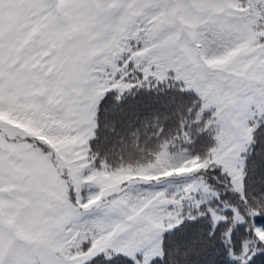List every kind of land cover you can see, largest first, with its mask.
<instances>
[{"label":"snow or ice","instance_id":"snow-or-ice-1","mask_svg":"<svg viewBox=\"0 0 264 264\" xmlns=\"http://www.w3.org/2000/svg\"><path fill=\"white\" fill-rule=\"evenodd\" d=\"M139 89L197 99L107 144ZM262 140L264 0H0V264H264Z\"/></svg>","mask_w":264,"mask_h":264},{"label":"trees","instance_id":"trees-1","mask_svg":"<svg viewBox=\"0 0 264 264\" xmlns=\"http://www.w3.org/2000/svg\"><path fill=\"white\" fill-rule=\"evenodd\" d=\"M113 94H109L112 96ZM197 96L194 92H179L176 90L154 91L148 89L134 90L133 94L128 95L126 99L115 102L109 97L105 98V103L101 105L100 121L101 124L115 125L116 134L111 131L101 130L100 135L107 137V144L117 145L121 142L129 146V150L134 143L144 145L147 138L151 135L149 126L156 122L158 118H162L164 114H168L170 119L166 122L167 130L172 134H176L179 127V116L173 115L178 110L183 112L186 105L196 100ZM212 138L207 133L201 135L195 142V148L198 151L202 145H210ZM95 145V141L92 142ZM151 146V143H148ZM251 161L258 164L259 174H264V140L255 148V153L251 157ZM201 264H223V258L220 253L209 252L200 258Z\"/></svg>","mask_w":264,"mask_h":264}]
</instances>
